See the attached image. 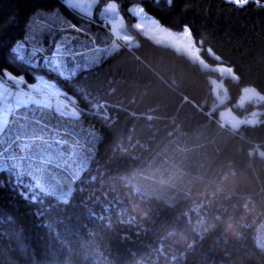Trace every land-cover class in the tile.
Returning a JSON list of instances; mask_svg holds the SVG:
<instances>
[{
  "label": "trees",
  "instance_id": "1",
  "mask_svg": "<svg viewBox=\"0 0 264 264\" xmlns=\"http://www.w3.org/2000/svg\"><path fill=\"white\" fill-rule=\"evenodd\" d=\"M111 1L138 44L105 57L113 36L99 13ZM134 4L169 29L189 24L200 57L232 69L237 80L217 75L228 92L224 107L239 116L264 111L263 102L240 104L244 89H255L264 101V0L243 7L229 0H174L172 7L166 0H98L90 19L63 0H0V77L7 69L26 84L39 76L53 81L100 137L89 169L74 184L69 230L58 225L59 238L36 226L30 213L41 205L23 197L27 189L13 190L14 173L0 170V264H264L258 242L260 230L264 235V113L255 124L222 127L215 73L135 32ZM65 37L80 43L83 58L100 49V63L71 79L50 71L43 56H52ZM17 42L24 43L25 60L12 54ZM36 46L46 51L33 66L26 59ZM94 105H104L100 115ZM133 178L175 183L178 194L169 203L137 190ZM88 197L103 220L81 206ZM221 204L244 215L238 238L204 232L201 220Z\"/></svg>",
  "mask_w": 264,
  "mask_h": 264
},
{
  "label": "snow or ice",
  "instance_id": "2",
  "mask_svg": "<svg viewBox=\"0 0 264 264\" xmlns=\"http://www.w3.org/2000/svg\"><path fill=\"white\" fill-rule=\"evenodd\" d=\"M160 3V0H156ZM237 6L243 7L250 2L261 5V0H229ZM69 8L78 11L84 16H89V9L91 4L85 5L80 0H63ZM95 3V0H93ZM169 7L174 5V0H166ZM118 3H108L102 16L116 17L118 15ZM55 11V9L53 10ZM129 13L139 20L138 23L132 25V28L143 37L155 40L157 43L167 40H173L177 44L184 43V37L194 36L191 26L184 24L181 32L184 37L179 36L172 31H166L161 27V22L153 18L145 7L137 6L129 9ZM36 15L43 14L37 10ZM15 18H10L9 23H14ZM73 28L76 25H72ZM112 32L116 39L112 43L110 49L104 50L105 57L121 49L127 47L129 49L136 46V36L131 34H122L121 29L124 28L123 20L114 19L112 22ZM117 41H122L123 45ZM67 47H61V45ZM55 52L52 56H43L46 67L66 79H71L81 71L90 70L100 63L97 57L89 56L83 58L80 56L79 50L72 47L69 38L65 37L63 40L57 42L55 45ZM46 50L42 46L30 48V55H28L26 62L35 66L36 61L41 58ZM12 54L21 60H25L24 43L17 42L12 49ZM194 55L200 56L199 50ZM71 57L73 66L68 67V60ZM83 59V62H80ZM221 71L231 75L232 69L230 67L222 66ZM4 75L14 83H25L23 75L16 77L9 74L7 69L3 70ZM47 88L48 85H45ZM83 91V89H81ZM222 85H216L215 95L220 103H224L226 97L221 95ZM257 97L255 89H246L244 96L241 98V105L246 101H252ZM104 105L93 106L95 114L100 115V108ZM23 109L22 112L17 110ZM51 110L59 119L56 126H52L44 119L43 113ZM9 113L12 114V122L9 121ZM87 114V113H85ZM81 111L75 107L70 108L67 105L53 104L45 99L37 98L26 93H19L16 95L13 104L6 105L5 109L0 112V170H8L15 175L16 187L27 189L26 192L21 193L27 200L31 197V202L39 203L41 207L33 210L30 214L37 219V227L48 229L57 238L60 237V230L58 225H64L65 230H69L68 221L71 220V215L68 213L69 207L72 205L73 195L76 191L74 184L82 178V174L90 167V162L94 159V151L91 147L85 148L84 144L74 137L85 136L86 130H78L74 125L69 124L68 120H79ZM256 114H253V119L247 121L249 124L257 123L255 119ZM108 120L107 114L102 117ZM22 121V122H21ZM244 121L239 120L229 110L221 113V126H230L232 130H236ZM100 139L96 134L88 132L86 135V142L90 145H95ZM264 155V153H262ZM68 170H71L69 175ZM60 179H57V177ZM64 177H67L66 179ZM25 178H28L26 182ZM95 177L92 180L95 181ZM5 182L0 180V187H4ZM80 191H83L81 188ZM86 198L81 203L88 215L103 220V216L97 214L88 207ZM46 200H51V203H46ZM171 203V201H169ZM8 220L12 221L13 217L8 216ZM23 229L21 228L20 231ZM63 242V241H61ZM109 264V262H105Z\"/></svg>",
  "mask_w": 264,
  "mask_h": 264
},
{
  "label": "rangeland",
  "instance_id": "3",
  "mask_svg": "<svg viewBox=\"0 0 264 264\" xmlns=\"http://www.w3.org/2000/svg\"><path fill=\"white\" fill-rule=\"evenodd\" d=\"M80 2L82 4H85V5H89V4L92 5L91 8L89 9L90 15L86 16L87 19L92 18L94 16L95 6H96L98 0H95V3H93V0H80ZM113 2L114 1H111L109 3H113ZM137 6H140V5L134 4L130 8L137 7ZM106 7H107V5L102 8V10L100 11L99 15H100V17H102V19L104 21L103 25L105 27L108 26V31L113 36L112 37L113 38L112 41L114 39H116L115 34L112 32V27H111L112 26V22H113L114 19H116V20L122 19L123 20L124 28L121 29V33L122 34L134 35L130 31L127 22L125 21V19L121 15L119 8H118V15L116 17L102 16L101 13L104 12V9ZM44 22H48V20L45 19ZM138 22H139V20L136 19V17H135V22L132 25H134L135 23H138ZM161 27L164 28L166 31H172L174 33H177L179 36L184 37V34L181 31H175V30L169 29V28H167V27H165L163 25H161ZM153 41L156 42L155 40H153ZM117 42L123 44L122 41H117ZM136 44H138L137 40H136ZM158 44L165 45V46H170V47L174 48L176 51L187 55L193 61L198 62L202 67H204L206 69H209L213 73H215V76L211 78V83L213 85L214 95H215L216 85H222L221 95H224L226 97L225 102L224 103H220L218 101L216 95H215L216 106L219 107V118L220 119H221V113L227 112V111L230 110L235 115V117L237 119L244 121V123H247V121L253 119L254 118L253 114L255 113L256 114L255 119L257 120V122H259L260 115L262 113H264V111H262L260 109H254L248 115L239 116L230 107H224V104L226 103V101L228 99V92H227V89H226V87H225V85L223 83V80L218 78L217 75L221 76V78H223V77H231V78H233L235 80H237V76L233 73V71H232L231 75H229L228 73L223 72V71L220 70L222 66H226V65H214V66H211L208 63H206L200 56L196 57L194 55V53L197 50H199V52H200V48L196 45V43L194 42V39L192 38V36L191 37H184V43L183 44H177L173 40L162 41V42H160ZM71 45L75 49H78V47H80L79 46L80 43L79 44H72L71 43ZM61 47H64V45L62 44ZM65 47H67V45ZM111 47H112V43H110L108 45L109 49ZM99 50L100 49L96 48V49H93V51L91 50L90 52H87L85 54V58H87L89 56L97 57ZM66 59L68 60V67L71 69V67L73 66L70 63L71 62V57H68ZM9 74H11V73H9ZM16 77H19V76H16ZM45 85H48V87L46 88ZM19 93H26L28 95L35 96L37 98H42V99L48 100V101H50L53 104V106H55L57 104H61V105H67L69 107V109L74 107L73 101L68 99V98H66L64 93H63V91L59 87H57L56 84L53 81L47 79L44 76H39L35 83H28V84H26V83L17 84V83H14L13 81L9 80L6 76H4V78L0 77V112H2L5 109L6 105L13 104L16 95H18ZM244 94H245V89H244V92H243V96H244ZM251 102H254L255 104H258V103H261V102L264 103L263 100L260 101V96L259 95H257V97L254 98ZM246 103H248V102L246 101L243 104V106ZM22 111L23 110L20 109L18 112H22ZM43 116H44L45 120H47L49 123L52 124V126H56L58 117H57V115L54 112H52L51 110L45 111L43 113ZM12 119H13L12 114L9 113V121H10V123L12 122ZM67 122L69 124L74 125L78 130H81V129L86 130L85 136H77V137H74V138L79 140L81 143H83L85 148L91 147L93 149V151H94L97 142H96L95 145L88 144L86 142V135H87L88 132H91V133L96 134L99 137L98 130L96 128H92L91 126H88V125L84 124L81 121V119L75 120V121L68 120ZM68 172H69V175H70L71 170H68ZM64 178L66 179L67 177H64ZM57 179H60V177L58 176ZM27 180H28V178H27ZM132 181H133V183L135 185V188L137 190L145 192L147 194L158 195L160 197H164V198L168 199L169 201H173V199L178 194V191L176 192V190H172V187L165 186V185H159V184H156L155 182H153L151 180H143L142 181L139 178H133ZM258 242H259V245H263L264 246V235H263L261 230H260V233H259Z\"/></svg>",
  "mask_w": 264,
  "mask_h": 264
},
{
  "label": "clouds",
  "instance_id": "4",
  "mask_svg": "<svg viewBox=\"0 0 264 264\" xmlns=\"http://www.w3.org/2000/svg\"><path fill=\"white\" fill-rule=\"evenodd\" d=\"M167 184V181L163 182ZM171 187L176 188L177 185L173 183ZM221 210L211 216H206L201 220V226L205 233L222 234L231 233L235 237H239L240 229L243 226L245 217L238 215L234 207H228L223 204L218 206Z\"/></svg>",
  "mask_w": 264,
  "mask_h": 264
}]
</instances>
